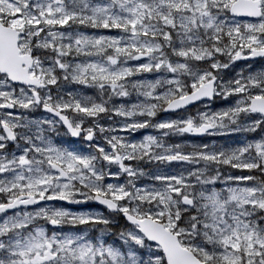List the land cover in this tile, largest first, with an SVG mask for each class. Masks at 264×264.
<instances>
[{"label": "snow or ice", "instance_id": "1", "mask_svg": "<svg viewBox=\"0 0 264 264\" xmlns=\"http://www.w3.org/2000/svg\"><path fill=\"white\" fill-rule=\"evenodd\" d=\"M0 264H264V0H0Z\"/></svg>", "mask_w": 264, "mask_h": 264}, {"label": "rangeland", "instance_id": "2", "mask_svg": "<svg viewBox=\"0 0 264 264\" xmlns=\"http://www.w3.org/2000/svg\"><path fill=\"white\" fill-rule=\"evenodd\" d=\"M136 135H139V133H137Z\"/></svg>", "mask_w": 264, "mask_h": 264}, {"label": "water", "instance_id": "3", "mask_svg": "<svg viewBox=\"0 0 264 264\" xmlns=\"http://www.w3.org/2000/svg\"><path fill=\"white\" fill-rule=\"evenodd\" d=\"M161 115H163V114H161Z\"/></svg>", "mask_w": 264, "mask_h": 264}]
</instances>
